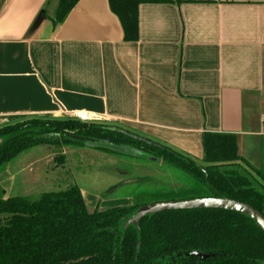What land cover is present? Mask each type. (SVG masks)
Segmentation results:
<instances>
[{"label":"crops","instance_id":"obj_1","mask_svg":"<svg viewBox=\"0 0 264 264\" xmlns=\"http://www.w3.org/2000/svg\"><path fill=\"white\" fill-rule=\"evenodd\" d=\"M56 3L0 0V125L81 111L198 164L202 134H228L264 168V0H142L135 42L108 0H78L53 28ZM94 146L113 151L112 166L114 156L155 159L101 141L81 152Z\"/></svg>","mask_w":264,"mask_h":264},{"label":"trees","instance_id":"obj_2","mask_svg":"<svg viewBox=\"0 0 264 264\" xmlns=\"http://www.w3.org/2000/svg\"><path fill=\"white\" fill-rule=\"evenodd\" d=\"M141 1L108 0L125 42L138 40ZM77 2L57 0L53 28ZM88 140L133 148L192 178L189 189L162 194L153 203L224 197L264 216V168L254 169L240 157L235 137L228 134L203 133L198 164L107 124L27 117L0 125V177L34 147L84 148ZM94 149L113 153L103 146ZM141 200L89 213L75 185L31 199L8 197L0 188V264H264V233L250 218L213 209L166 211L124 228L139 207L148 205Z\"/></svg>","mask_w":264,"mask_h":264},{"label":"rangeland","instance_id":"obj_3","mask_svg":"<svg viewBox=\"0 0 264 264\" xmlns=\"http://www.w3.org/2000/svg\"><path fill=\"white\" fill-rule=\"evenodd\" d=\"M81 149L37 146L20 154L0 177V181L9 180L6 174L9 167L17 168L12 180H5L6 196L31 199L75 185L80 189L87 212L93 213L129 206L135 197H141L142 202L153 203L162 194L189 189L193 183L183 171L155 159L114 156L115 164L112 166L107 163L110 156L95 150L81 152ZM29 156L30 165L24 171L18 163ZM30 184L32 194L27 195Z\"/></svg>","mask_w":264,"mask_h":264},{"label":"water","instance_id":"obj_4","mask_svg":"<svg viewBox=\"0 0 264 264\" xmlns=\"http://www.w3.org/2000/svg\"><path fill=\"white\" fill-rule=\"evenodd\" d=\"M95 141L88 140L85 144H93ZM203 209H213L222 210L242 214L250 218L256 226L264 233V216L253 209L247 204L241 203L236 200L220 197V198H195L180 201H170V202H159L148 204L139 207L135 213L127 219L124 224V228L129 225L135 227L138 226L140 220L148 215H154L166 211H181V210H203Z\"/></svg>","mask_w":264,"mask_h":264},{"label":"built area","instance_id":"obj_5","mask_svg":"<svg viewBox=\"0 0 264 264\" xmlns=\"http://www.w3.org/2000/svg\"><path fill=\"white\" fill-rule=\"evenodd\" d=\"M71 118L76 119L80 122H88L90 120L88 115L81 111L74 112Z\"/></svg>","mask_w":264,"mask_h":264}]
</instances>
